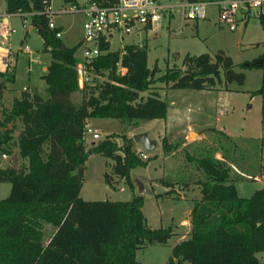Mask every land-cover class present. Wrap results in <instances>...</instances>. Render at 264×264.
I'll return each instance as SVG.
<instances>
[{
    "label": "trees",
    "instance_id": "trees-1",
    "mask_svg": "<svg viewBox=\"0 0 264 264\" xmlns=\"http://www.w3.org/2000/svg\"><path fill=\"white\" fill-rule=\"evenodd\" d=\"M94 1L110 4L116 0ZM17 8L38 10L41 2L5 0L7 11ZM258 19L264 27V14ZM30 23L41 38V49L50 55L41 74L47 94L23 90L8 108L0 107V123L3 120L6 126L0 155L9 152V122L17 119L20 127L14 144L17 154L26 159L24 166H0V181L10 183L8 193L0 198V264H139L136 248L145 240L164 242L172 233L170 227L147 225L142 193H132L127 199H84L78 192L88 153L109 157L111 173L124 177L130 186L129 168L145 165L154 154L138 156L124 131L108 133L85 148L86 118H163L167 101L153 82L207 88L221 79L241 84L244 73L235 70L231 57L217 48L212 55L185 52L180 66H165L155 74L157 67L146 63L145 44L128 42L109 49V43L101 41L104 51L90 65L106 79L82 88L87 93L75 104L70 95L79 89L74 68L79 42L66 45L55 36L60 27L49 28L44 13H32ZM259 59L263 61L258 56L240 65L260 66ZM118 64L123 71H116ZM1 90L0 83V98ZM185 157L207 177L196 180L200 198L193 200L190 209L188 235L171 246L165 264H264L255 254L264 251V184L248 196L239 195L227 166L216 158L187 153ZM103 179L111 184L107 171ZM42 222L52 224L46 235Z\"/></svg>",
    "mask_w": 264,
    "mask_h": 264
},
{
    "label": "rangeland",
    "instance_id": "rangeland-1",
    "mask_svg": "<svg viewBox=\"0 0 264 264\" xmlns=\"http://www.w3.org/2000/svg\"><path fill=\"white\" fill-rule=\"evenodd\" d=\"M158 1L170 4L168 9L170 8L171 13L168 10L160 12L159 19L154 23L155 32H148L146 36L144 31L136 33L132 30L122 34L120 41L115 32L109 38V47L115 49L125 42L146 40L147 64L149 66L156 64L155 74L161 73L165 66H180V59L185 52L206 51L213 54L215 49L220 47L233 60V68L244 73V81L239 84L221 79L220 82L207 88H179L170 87L169 84L160 81L153 82L152 86L168 103L165 123L163 118L121 120L111 116H91L86 120L85 126L94 129L99 137L92 138L90 132H84V147L104 134L119 131H124L130 137L136 132L145 131L147 136L155 141L150 150H146L140 142L133 141L132 149L138 156L145 158L154 154V157H150L143 166L136 165L129 168L131 186L124 177L111 173L112 160L109 157L100 152L88 153L83 163L82 184L78 192L84 199H127L132 193H137L134 178L142 181L145 189L139 193L143 196L141 210L147 225L170 227L172 233L164 242L145 240L136 248L134 255L139 264H165L171 246L188 234L185 229L186 224L190 222V211L188 214L187 209L191 206V200L189 196L179 197L181 194H186L180 191L184 187L188 188V184L194 178L205 179L207 175L201 170L200 173L198 172L199 168H195L193 161L186 159V153L210 154L222 165L227 166L228 175L231 179L234 177L233 184L239 195L248 196L264 181L261 177V174L264 175V27L258 16L251 13L245 23L230 30L213 22L217 18L216 9L213 4H207L205 17L199 18L200 31L204 34L201 36L199 29L195 33L196 29L192 25L197 18L183 16L181 3L185 0ZM50 4L53 10H59L63 1L51 0ZM3 9L0 6V11ZM52 20L62 26L61 39L65 44L71 45L78 41L82 33V15L78 11H56L52 13ZM10 24L12 30L0 36V44L8 49L12 61L16 60L14 77L12 81L2 78V82L9 81L8 84L13 92L14 90L18 92L22 84H28L29 87H36L35 90L44 96L47 92L40 74L43 72V66L48 63L49 53L41 49L38 32L33 27L28 29V23H24L19 16H12ZM24 27L27 28V34L21 37ZM24 43L29 53L18 49ZM80 49L78 44L75 50L76 57H79ZM14 53H16L15 59ZM258 56L263 57L260 66L240 65L241 61ZM105 79V75L102 74L91 76V81L96 84ZM84 93H87L86 90L73 91L71 100L78 104ZM10 102L11 98L7 96L3 101L0 100V107L8 108ZM191 120H200V122L190 127L184 126L185 122ZM4 122L2 120L0 123V137L6 127ZM9 125L11 138L6 143L9 152L5 153L4 157H0V166L8 164L16 167L24 166L26 159L17 154L14 144L20 122L13 119ZM190 130L200 133V136L195 135L194 138V133ZM115 139L119 142L118 137ZM184 141L189 143L180 147ZM215 150L220 151L221 154H214ZM167 154H171L172 159L168 158ZM229 162H232L236 168L233 169ZM104 171L110 173L111 184L104 181ZM9 186L8 181H0V198L8 193ZM164 187L168 188L164 190ZM51 228L52 224L42 222L44 235ZM257 256L263 257L259 252Z\"/></svg>",
    "mask_w": 264,
    "mask_h": 264
},
{
    "label": "built area",
    "instance_id": "built-area-1",
    "mask_svg": "<svg viewBox=\"0 0 264 264\" xmlns=\"http://www.w3.org/2000/svg\"><path fill=\"white\" fill-rule=\"evenodd\" d=\"M40 9L23 10L17 8L11 12L17 13L24 23H30L32 13H44L47 16V26L55 28L52 20L54 12L78 11L82 15V33L78 40L80 55L77 57L74 68L76 71L77 86L82 89L86 85L94 84L91 81L93 72L90 62L104 49L100 48V42H108L113 33L118 34L119 40L122 34L134 29L142 30L150 27L154 20H158L160 12L170 10V4H163L158 0H116L110 4H100L94 0H88L81 5L69 4L53 10L49 0H40ZM207 4H213L217 12V22L234 30L252 13L256 16L264 14V0H211L208 2L184 1L181 3L183 16L188 18H200L206 15ZM12 27L9 25V13L0 15V36L7 34ZM61 30L55 31V36L60 37ZM12 59L7 49L0 53V71H6ZM124 67L117 65L116 71H123ZM83 132H90L92 138L99 134L89 126L84 125ZM140 155H143L139 152ZM5 154L1 153L0 157ZM261 177H264L261 174Z\"/></svg>",
    "mask_w": 264,
    "mask_h": 264
},
{
    "label": "crops",
    "instance_id": "crops-1",
    "mask_svg": "<svg viewBox=\"0 0 264 264\" xmlns=\"http://www.w3.org/2000/svg\"><path fill=\"white\" fill-rule=\"evenodd\" d=\"M86 1H88V0H85V1H83V2H78L77 0H76V5H81V4H83L84 2H86ZM50 2H51V0H50ZM69 4H71V3H66L65 4V2H63V4H62V6L61 7H64V6H67V5H69ZM0 6H2L4 9L2 10V11H0V15H3V14H6V13H9V25L11 26V24H10V19H11V17L12 16H14V15H17V16H19L17 13H15V12H11V11H7L6 9H5V0H0ZM61 7H59V8H61ZM170 11V10H169ZM170 13H171V11H170ZM20 17V16H19ZM203 17H205V16H203ZM155 21L156 20H154L153 22H152V24L150 25V27H145V28H143L142 30H133V31H135L136 33L137 32H139V31H144L146 34V36L148 35L147 33L148 32H155V26H154V23H155ZM200 19L199 18H197L194 22H193V26L195 27V29H196V31H195V33H197L198 32V29H199V32H200V35L201 36H204V34L200 31ZM214 23H217V25L218 26H222V25H220L218 22H217V18H215V21H213ZM245 23V22H244ZM56 24V23H55ZM56 26H59L60 27V30H61V34H62V26L61 25H59V24H56ZM28 29H29V27L30 28H34L35 29V27L31 24V23H29L28 22ZM36 30V29H35ZM27 34V28L26 27H24L23 28V33H22V36L21 37H25V35ZM5 35V34H4ZM81 36V35H80ZM80 36H79V38H80ZM60 37H61V35H60ZM79 38H78V40H79ZM119 39V38H118ZM145 39V38H144ZM120 41V40H119ZM78 42V41H77ZM131 42H133V41H131ZM76 43V42H75ZM125 43H128V42H125ZM134 43H137V44H139V45H141V44H145V46H146V58H147V49H148V46H147V42H146V40H143V41H141V42H139V41H136V42H134ZM124 44V43H123ZM123 44H121L120 45V47L119 48H121V46L123 45ZM67 45V44H66ZM72 45V44H71ZM118 48V47H117ZM220 48V47H219ZM4 49H7L6 47H4V46H2L1 44H0V53H2V50H4ZM18 49H20L22 52H25V53H29V49H28V47H27V45H26V43H24L23 45H21V46H19L18 47ZM109 49H111L110 47H109ZM116 49V48H115ZM220 49H222V48H220ZM8 50V49H7ZM216 50V49H215ZM223 50V49H222ZM224 51V50H223ZM206 52V51H205ZM225 52V51H224ZM49 53V52H48ZM189 53V52H188ZM189 54H197V53H189ZM210 54V53H209ZM210 55H212V54H210ZM14 59H15V57H16V53H14ZM49 59H50V55H49ZM49 59H48V62H49ZM15 61L16 60H14V61H11V63H10V65H9V67H8V69L6 70V71H0V83H1V98H0V100H2L3 101V99H5V97H7V96H10V98H11V102H12V100H13V98H15V97H18L20 94H21V92L23 91V90H25V91H29V92H31V91H36L35 89H36V87H29V85L28 84H22L21 85V87H20V89H19V91L18 92H15V90H14V92L13 91H11V89H12V87L8 84V82L9 81H12L13 80V77H14V64H15ZM146 63H147V60H146ZM48 64V63H47ZM46 64V65H47ZM46 65L45 66H43V72L45 71V68H46ZM153 65H155L156 66V64L154 63ZM152 65V66H153ZM147 66L148 67H152V66H149L148 64H147ZM8 71H10V72H8ZM42 72V73H43ZM41 73V74H42ZM40 74V75H41ZM8 77H10L11 79H9ZM2 78H4V80H9V81H7V82H2ZM5 86H4V85ZM79 88V87H78ZM79 90H80V88H79ZM70 98H71V95H70ZM10 102V103H11ZM4 104H5V102H4ZM167 105H168V103H167ZM166 115H167V110H166ZM166 115H165V117H163V120H164V123H165V121H166ZM88 118L89 117H87L86 118V120H88ZM155 118H161V117H155ZM198 122H200V120H191L190 122H185L184 123V126H193V125H196ZM166 125V124H165ZM166 129H167V127H166ZM92 130H94V129H92ZM165 130V128H163V131ZM191 132H193L194 133V138H195V135H199L200 136V133H197L196 131H194V130H190ZM190 131H188L189 132V134H190ZM84 133V132H83ZM108 134V133H107ZM104 135H106V134H104ZM103 135V136H104ZM82 138H83V135H82ZM101 138V137H100ZM95 141V140H94ZM155 143V142H154ZM187 143H189V141H184V142H182V144H181V146L180 147H184V146H186V144ZM91 143H89V145H90ZM89 145H87V147L89 146ZM133 145V144H132ZM87 147H85V148H87ZM214 154L215 153H217V155H219V154H221L220 153V151H217V150H215L214 152H213ZM171 154H167V156H168V158L170 157L171 158V156H170ZM195 155V154H194ZM172 159V158H171ZM222 159V158H221ZM225 161V160H224ZM230 163V165H231V167L234 169V168H236L235 167V165L232 163V162H229ZM195 168H196V166H195ZM161 170H162V168H161ZM165 171V170H164ZM163 171V172H164ZM200 171V169H198V172ZM168 172V171H167ZM200 173V172H199ZM229 178L231 179V176H229ZM263 179H264V177H262ZM198 179H200V178H194V180H192V182L190 183V184H188V188H185L184 187V189H182L180 192H186V194L188 193V195H183V194H181L179 197H183V198H185V197H190V200H191V206L187 209V213L189 214V211H190V208L192 207V203H193V200L194 199H199L200 198V187H199V185H198V183L196 182V180H198ZM233 179H234V177H232V182H233ZM264 184V181L262 182V184L260 185V186H262ZM113 186H114V184H112ZM259 186V187H260ZM259 187H256V188H259ZM168 187H164V190H166ZM255 189V188H254ZM137 193H139L138 191H137ZM186 226H187V228L185 229V231H189V229H190V222L188 223V224H186ZM188 234H186L185 236H183L182 238H184V237H186ZM181 239V238H180ZM178 241V240H177ZM261 253V255L263 256V257H261V258H259L258 256H257V253ZM256 256L259 258V259H261V260H264V251H257L256 253Z\"/></svg>",
    "mask_w": 264,
    "mask_h": 264
},
{
    "label": "water",
    "instance_id": "water-1",
    "mask_svg": "<svg viewBox=\"0 0 264 264\" xmlns=\"http://www.w3.org/2000/svg\"><path fill=\"white\" fill-rule=\"evenodd\" d=\"M262 62V59H259V63ZM132 139L133 141H137V142H140L142 144V146L146 149V150H150L153 145H154V139L153 138H149L146 134L145 131H140V132H136L134 134H132ZM1 143V141H0ZM137 186V191L138 192H141L143 191L145 188H144V185L142 184V181H140L138 178H134L133 180ZM192 219V216L189 215V220Z\"/></svg>",
    "mask_w": 264,
    "mask_h": 264
}]
</instances>
